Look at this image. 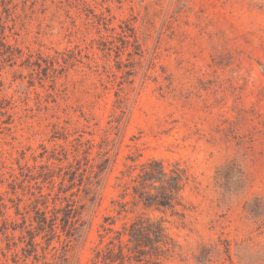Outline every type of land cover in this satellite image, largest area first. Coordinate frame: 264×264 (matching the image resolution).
<instances>
[{
  "label": "rangeland",
  "instance_id": "1",
  "mask_svg": "<svg viewBox=\"0 0 264 264\" xmlns=\"http://www.w3.org/2000/svg\"><path fill=\"white\" fill-rule=\"evenodd\" d=\"M0 264H264V0H0Z\"/></svg>",
  "mask_w": 264,
  "mask_h": 264
}]
</instances>
